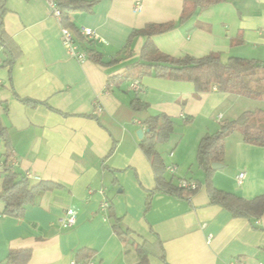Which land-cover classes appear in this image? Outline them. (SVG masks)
Wrapping results in <instances>:
<instances>
[{
	"label": "crops",
	"instance_id": "obj_1",
	"mask_svg": "<svg viewBox=\"0 0 264 264\" xmlns=\"http://www.w3.org/2000/svg\"><path fill=\"white\" fill-rule=\"evenodd\" d=\"M136 1L141 3L138 12ZM185 1L100 0L91 13H72L78 30L96 33L93 48L101 64L78 63L67 53L46 0H5L0 126L8 134L9 163L32 185L55 186L39 194L17 219L3 215L0 199V264L14 250L29 252L26 264H72L80 249L91 250L95 264H135L133 243L146 244L149 264H228L235 258L264 264V214L256 220L234 218L211 204L196 156L202 137L217 134L225 123L243 122L248 112H264V101L216 87L198 93L190 82L150 75L140 78L137 93L129 87L140 71L145 37L131 42L128 37L150 23H176L153 38L163 54L200 58L219 53L223 61L264 62V0H226L179 24ZM136 95L147 105L141 117L163 114L171 119L169 140L155 150L166 167V180L200 184L190 197L152 193V166L139 146L145 127L131 108ZM4 154L0 140V173ZM220 165L211 178L217 190L244 200L264 194V146L244 142L234 130L224 139ZM1 187L0 175V192ZM103 201H110L131 240L121 242L114 235L112 220L100 210ZM66 216L75 218L74 226L59 225Z\"/></svg>",
	"mask_w": 264,
	"mask_h": 264
},
{
	"label": "trees",
	"instance_id": "obj_2",
	"mask_svg": "<svg viewBox=\"0 0 264 264\" xmlns=\"http://www.w3.org/2000/svg\"><path fill=\"white\" fill-rule=\"evenodd\" d=\"M99 1L55 0L61 15L60 26L72 33L76 43L85 51L88 60L102 64L101 55L93 48L94 41L84 38L71 20V14L74 12L91 13ZM225 1L187 0L183 3L178 23L182 24L186 22L198 10H204ZM4 13L5 0H0V43L2 44L4 41V31L2 29V17ZM175 27V22L150 23L140 30L133 31L129 35L128 42H131L137 36L145 37V43L140 52V71L138 72L137 79H132L131 83L134 81L140 83V78L150 75L160 79L190 82L198 93L208 92L212 87H216V90L222 93L264 101V62L235 57L223 61L219 53H211L200 58L189 55L176 58L163 54L156 48L153 38L170 32ZM125 49H128V47ZM116 62L118 61L112 60L110 63ZM111 80H108V86ZM131 83H129V86ZM137 92L135 91V93ZM23 102L33 106L38 104L30 100H23ZM146 106L137 95L131 102L134 116L141 119L140 124L145 127L144 137L139 146L152 166L156 182V187L152 193H166L182 198L190 197L198 190L200 184L195 181V190L187 191L179 188L178 185L172 184L171 180H166L164 177L166 167L155 150L157 144H163L170 138L173 132L172 121L168 116L163 114L141 117V113L146 109ZM234 130L241 133L244 142L251 145L264 146V112L259 110L248 112L243 122L225 123L217 134L202 137L197 148V161L206 175L205 187L211 204L227 210L234 218L256 220L264 214V194L252 200H244L231 193L217 190L211 181L214 173L212 164L222 163L224 139ZM0 140L4 143L5 148L2 172L0 173L2 176L0 199L4 203L2 213L3 215L17 219L24 215L26 207L32 205L39 194L51 190L55 184L39 182L32 185L27 177L19 176L9 163L11 149L8 134L7 130L1 126ZM149 205L148 200L146 207L148 208ZM104 214L108 221L112 220V231L121 242L131 240V232L121 226L119 218L114 217L110 203ZM133 247L137 256L135 264H149V251L146 244L133 243ZM92 256L93 252L91 250L80 249L75 254L74 264L90 262ZM29 257L30 254L26 250L10 251L5 264H26Z\"/></svg>",
	"mask_w": 264,
	"mask_h": 264
},
{
	"label": "built area",
	"instance_id": "obj_3",
	"mask_svg": "<svg viewBox=\"0 0 264 264\" xmlns=\"http://www.w3.org/2000/svg\"><path fill=\"white\" fill-rule=\"evenodd\" d=\"M46 2H47L48 6L51 10L52 16L60 24V22H61L60 10L56 5L55 0H46ZM140 9H141V3H140V1H136L135 5H134V11L138 12ZM80 34L84 38H86L87 40L97 41V39H98L96 33L92 30H89V29H85V28L80 29ZM61 43H62L63 47L65 48V50L67 51V53L78 63H83L86 60H88L85 51L83 49H81L79 47V45L76 43V41L73 38L72 33L69 30L62 28V27H61ZM0 51H1V45H0ZM2 65H3V62L0 58V68L2 67ZM129 87L133 91L141 90L140 83L138 81L132 82ZM96 107L98 110H100V107L98 105H96ZM168 169L170 171L173 170L172 167H170ZM244 176L245 175L243 172L239 173V175L236 178V183L238 185L242 184ZM178 187L185 189L187 191H192V190H195V188H196V182L193 180L182 179L179 181ZM108 205H109V203L107 201H103L101 203L100 210L102 211V213H104L106 211V208L108 207ZM104 219H106V218L104 217ZM75 222H76V220L73 216H66V217H63V218L58 220V223L62 228H70V227L75 225ZM72 264H74V262ZM84 264H95V263L87 262ZM228 264H247V263L240 258H235V259L231 260Z\"/></svg>",
	"mask_w": 264,
	"mask_h": 264
},
{
	"label": "water",
	"instance_id": "obj_4",
	"mask_svg": "<svg viewBox=\"0 0 264 264\" xmlns=\"http://www.w3.org/2000/svg\"><path fill=\"white\" fill-rule=\"evenodd\" d=\"M222 166L220 165V164H217V163H214V164H212V168L213 169H220Z\"/></svg>",
	"mask_w": 264,
	"mask_h": 264
},
{
	"label": "rangeland",
	"instance_id": "obj_5",
	"mask_svg": "<svg viewBox=\"0 0 264 264\" xmlns=\"http://www.w3.org/2000/svg\"><path fill=\"white\" fill-rule=\"evenodd\" d=\"M169 140V139H168Z\"/></svg>",
	"mask_w": 264,
	"mask_h": 264
}]
</instances>
